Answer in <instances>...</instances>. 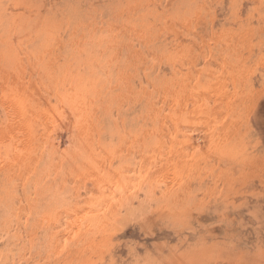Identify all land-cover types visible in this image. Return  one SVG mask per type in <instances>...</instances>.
<instances>
[{
	"label": "rangeland",
	"instance_id": "rangeland-1",
	"mask_svg": "<svg viewBox=\"0 0 264 264\" xmlns=\"http://www.w3.org/2000/svg\"><path fill=\"white\" fill-rule=\"evenodd\" d=\"M0 264H264V0H0Z\"/></svg>",
	"mask_w": 264,
	"mask_h": 264
},
{
	"label": "bare ground",
	"instance_id": "bare-ground-1",
	"mask_svg": "<svg viewBox=\"0 0 264 264\" xmlns=\"http://www.w3.org/2000/svg\"><path fill=\"white\" fill-rule=\"evenodd\" d=\"M68 108V107H67ZM63 110V109H62ZM60 111V110H59ZM76 111V110H75ZM62 112H64V111H62ZM62 112H60L61 114H62ZM70 113H71V110H70ZM58 114V113H57ZM56 113H55V116L54 117H56V119H57V121H58V123L60 122V119L58 118V115H57ZM60 114V115H61ZM67 114V116L66 115H64V116H66V120H70V124H71V120L73 121V120H75L76 119V122H77V118H75V116L73 115V113H71L70 115H68L69 114V111L66 113ZM59 115V116H60ZM49 118V117H48ZM60 118H64V117H62V115H61V117ZM62 119H61V122H62ZM65 119V118H64ZM52 121V120H51ZM55 123V122H54ZM57 123V124H58ZM63 123L64 122H62V125H63ZM65 124V123H64ZM64 127H65V125H64ZM59 128V127H58ZM80 128V127H79ZM64 129H66V127L64 128ZM63 129V130H64ZM59 130V129H58ZM51 131V130H50ZM55 132V134H54V137H51V142L52 143H50L49 144V147L48 148H45L44 146H43V143L41 144V146L42 147H44L43 149H45L46 150V153H45V155H44V153H43V155L41 154L40 155V153L39 152H37V154H36V157L37 158H40L41 159V161L40 162H45V161H47V160H50V163L52 162L51 160H58V161H60V159H61V162L62 161H64V160H62V159H65V161H66V159L67 158H70L71 160H72V158H74V156L76 155V157H78V155H80V154H82V150L83 149H81V151H80V154H79V147H78V142H77V140H74L75 139V135H76V132H77V130L75 129V130H72V131H68L67 130V132H66V130H65V132H66V135H67V141H65V143H66V146H64V150H65V147H66V149L67 150H65V151H63L62 150V147H61V144H62V141H61V136H60V134L57 132V130H54V131H52L51 133H52V135H53V133ZM63 132V131H62ZM70 132V133H69ZM64 133V132H63ZM84 136V135H83ZM78 137H79V135H78ZM83 138V137H82ZM78 139H80V138H78ZM44 140H46V139H44ZM50 142V141H49ZM44 144H46V141L44 142ZM86 143H84V145H85ZM80 145V144H79ZM48 146V145H47ZM43 149H40V150H42L43 151ZM39 151V150H38ZM67 151V154L66 153H64V152H66ZM48 152H51V154H52V156H50L49 157V155L47 154ZM77 152H78V155H77ZM71 153V154H70ZM190 154V153H189ZM67 156H69V157H67ZM70 156H72V157H70ZM194 157V156H193ZM196 157V156H195ZM51 158V159H50ZM198 159V158H197ZM36 160V159H35ZM39 160V159H38ZM68 161H69V159H67ZM77 160V159H76ZM199 160V159H198ZM37 161V160H36ZM39 162V161H38ZM39 162V163H40ZM46 164V163H45ZM122 169V168H121ZM105 171V170H104ZM121 172V171H120ZM124 172V171H123ZM93 173V172H92ZM98 173V172H97ZM101 173H103V172H101ZM100 173V174H101ZM122 173V172H121ZM91 174V173H90ZM111 174V173H110ZM117 175V174H116ZM121 175V174H120ZM126 175V174H125ZM124 175V176H125ZM95 176V178H96V175H94ZM99 176V175H98ZM97 176V177H98ZM103 177H105V176H103ZM103 177H102V180H103ZM120 177V176H119ZM92 178V177H91ZM94 178V179H95ZM110 178V177H109ZM108 178V179H109ZM118 178V177H117ZM124 178V177H123ZM107 179V180H108ZM119 179V178H118ZM122 179V178H121ZM126 180V179H125ZM26 181V180H25ZM98 181V180H97ZM120 181V180H119ZM123 181V180H122ZM89 182V181H88ZM105 182V181H104ZM111 182V181H110ZM115 182V181H114ZM117 182V181H116ZM128 182V181H127ZM99 183H100V181H99ZM107 183V182H106ZM101 184V183H100ZM118 184V183H117ZM127 185H128V183H127ZM99 186H101V185H99ZM91 187V186H90ZM121 188V187H120ZM96 189V188H95ZM129 189V188H128ZM127 189V190H128ZM86 190V189H85ZM112 190V189H111ZM130 191V190H129ZM89 192V191H88ZM121 192V191H120ZM126 192V191H125ZM141 192H142V190H141ZM140 192V193H141ZM142 193H145L144 191L142 192ZM86 194V193H85ZM114 194H115V196H111V197H109V198H111V199H114V201H113V203H112V205L111 206H113L114 208L113 209H108L109 211H107L106 210V208H105V205L107 204V203H104L103 202V199L101 200V199H99L100 198V196H101V194H100V196L99 197H97L96 195L97 194H91V192H90V195H93V196H91L90 198H88L86 201H83L82 203H80V205H76V207L74 208V210L75 209H79V210H82V213H83V215H82V220L80 221V223L79 224H82V223H88V224H91L89 227H87V230L86 231H84L83 232V234L84 235H88L89 234V231H90V229L91 228H93L92 226H97V227H99V231L100 232H102V233H104V235L105 234H107V236H106V238H111V234H116V233H124V232H127L128 231V229L134 224V222H137V220L139 221L140 219V217L142 216V215H144L143 213L146 211V208H147V203L145 202V198H146V196H144V199H143V197H142V195H136V197L134 196V198H132V199H129V198H126L127 196H124V195H120V194H117V192H114ZM90 195H88V197L90 196ZM112 195V194H111ZM86 196H87V194H86ZM85 197V196H84ZM104 198V197H103ZM107 200H108V198H107ZM108 202V201H107ZM67 203V202H66ZM105 204V205H104ZM78 211V210H77ZM68 212V211H67ZM66 214V213H65ZM67 215V214H66ZM65 215V216H66ZM143 217V216H142ZM67 218V217H66ZM96 219H98V221H97V223H96ZM60 220H62V219H60ZM89 220V221H88ZM59 221V220H58ZM95 221V222H94ZM62 221H60V223H61ZM59 223V222H58ZM80 226V225H79ZM58 227V226H57ZM56 227V228H57ZM61 229V228H60ZM62 229H63V227H62ZM58 230V229H57ZM78 230H80V228L78 227ZM85 230V229H84ZM67 231V230H66ZM90 232H93V230L92 231H90ZM76 233V232H75ZM81 232L79 231V234H80ZM59 234H60V232H59ZM82 234V236H84ZM99 234V233H98ZM183 234V233H182ZM92 235V234H91ZM59 236V235H58ZM65 236V235H64ZM77 237H78V235H77ZM89 237V236H88ZM103 237V236H102ZM105 238V237H104ZM105 238V239H106ZM75 256H76V254H75ZM83 256V255H82ZM82 256H80V257H82ZM159 260V259H158ZM159 261H157V263H158Z\"/></svg>",
	"mask_w": 264,
	"mask_h": 264
}]
</instances>
